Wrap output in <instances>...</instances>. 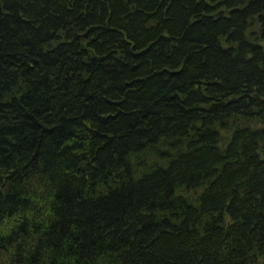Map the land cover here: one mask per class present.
Returning a JSON list of instances; mask_svg holds the SVG:
<instances>
[{"label":"trees","instance_id":"obj_1","mask_svg":"<svg viewBox=\"0 0 264 264\" xmlns=\"http://www.w3.org/2000/svg\"><path fill=\"white\" fill-rule=\"evenodd\" d=\"M0 264H264V0H0Z\"/></svg>","mask_w":264,"mask_h":264},{"label":"rangeland","instance_id":"obj_2","mask_svg":"<svg viewBox=\"0 0 264 264\" xmlns=\"http://www.w3.org/2000/svg\"><path fill=\"white\" fill-rule=\"evenodd\" d=\"M190 133H188V135H189ZM162 140V139H161ZM156 146H157V149H156V152H158V151H164V150H161L162 148L160 147L161 146V144H158V145H155V148H156Z\"/></svg>","mask_w":264,"mask_h":264}]
</instances>
